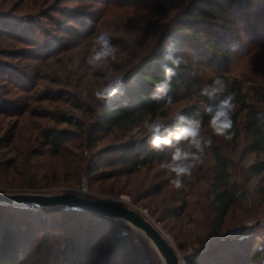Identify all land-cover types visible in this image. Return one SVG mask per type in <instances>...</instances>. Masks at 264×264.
Returning a JSON list of instances; mask_svg holds the SVG:
<instances>
[{"label":"trees","instance_id":"obj_1","mask_svg":"<svg viewBox=\"0 0 264 264\" xmlns=\"http://www.w3.org/2000/svg\"><path fill=\"white\" fill-rule=\"evenodd\" d=\"M153 1L37 0L25 13L16 12V8L0 11V40L8 43L1 47L5 50H0V55L17 61L14 64L0 58V117H14L11 124L2 128L5 134L0 140L5 138L6 142H0V148L10 145L13 149L17 138L22 140L19 134L16 138L19 123L31 122L33 133V147L31 144L24 158L19 153L0 159V171L19 169L20 157L31 176L19 180L16 186L30 188L53 184L43 183L39 177L44 175L66 173V179L72 182L84 170L88 184L93 186V181L146 171L153 184L141 197L131 192L132 202L141 204L154 195L152 207L146 202L144 205L152 217L170 230L167 219L189 211L190 195L182 188L177 193L170 179L165 184L159 180L161 165L170 159L172 149L154 151L147 142L143 122L160 118L171 127L174 113L182 112L201 119L202 132L212 141L203 152L212 159L203 207L207 217L205 231L197 238L194 251L185 255L186 262L264 264V238L258 246L255 235L226 233L230 214L244 198L233 177L231 148L227 147L237 150L240 146L242 155H253L244 168L247 179L264 176V119L260 118L264 115V84L229 74L237 53L246 55L264 47V0H166L156 8L166 16L162 22L154 23L152 33L156 38L147 52L132 50L125 59L124 55L118 56V67L111 69L105 64L95 72L84 58L88 53L81 58L85 60L82 65L55 66L61 60L59 55L72 48L76 40H85L90 48L96 36L99 7L128 2L145 6ZM248 15L253 16L252 21ZM172 39L179 42L178 54L184 56L186 63L173 78V103L162 111V104L152 100L150 94L163 76L160 54ZM21 59L33 64H27L29 71L20 67ZM114 60H109V64ZM206 69L214 71V78L220 76L228 85L226 94L234 96L232 127L224 136L216 135L209 127L204 106L210 102L199 95L200 89L212 82L206 79ZM109 71L115 72L113 77H124V95L100 100L95 92L103 87V77ZM81 86L85 92L82 96L78 90ZM68 89L78 91L72 94ZM62 100L68 101L76 112L67 114L59 104ZM36 118H46L53 124H43ZM60 124L66 126L59 127ZM69 143L80 152L74 154ZM70 154L81 159L75 162L73 173L66 169ZM35 155L56 159L50 172H42L44 159H29ZM202 170L198 164L190 176L183 178V183L192 187ZM121 227L130 229L117 218L85 210L0 201V264H26L35 259L36 264H131L132 256L136 257L132 264H160L150 247L139 251L132 245ZM177 247L183 249L180 244Z\"/></svg>","mask_w":264,"mask_h":264},{"label":"rangeland","instance_id":"obj_2","mask_svg":"<svg viewBox=\"0 0 264 264\" xmlns=\"http://www.w3.org/2000/svg\"><path fill=\"white\" fill-rule=\"evenodd\" d=\"M36 1L37 0H0V11L5 12L7 9L16 8V12L21 11V13H25L28 7L29 8L27 10L32 9L31 4H33L34 6V2ZM163 1L166 0H154L153 2L148 3L145 6H135L129 2L127 4L125 2L126 5L106 4L99 7L101 13L98 16L99 21H97V28L95 30L96 35L102 31L108 32L112 39V43L117 50L116 52H118L115 56V62L109 64L108 61L106 63V67L108 66V68L111 69L113 67H118L117 64L118 62H120L118 56L122 57L124 55L125 59L126 57L130 56V51L132 50H136L139 53L142 51L147 52V50L151 47L156 38V35L152 33L154 23L157 24L156 22H162L166 16V14L159 13L156 10L159 4H162ZM169 13H171V11ZM247 18L248 20L252 21L253 16L248 15ZM0 43V50H2L3 52L5 49H1V47H5L8 43L3 44L6 43L3 41V39L0 40ZM72 46V48L67 49L64 53L59 55L62 57L61 60L57 61L58 65H55L57 68H59V65L65 64L70 66V63H73L72 65H74V63L75 65H82L84 64L85 60L87 61V57H84V62L83 59L81 60V58L85 54L87 55L89 49L88 45H86L85 43V40H76ZM126 49L128 51H124ZM0 58L9 60L14 64L17 62H15L14 59H11L13 60L11 61L8 57H5L4 55H0ZM24 64L27 65L30 63L29 61H23L22 59L20 60V67H24L23 69L27 71H29L30 65H33H27V68H25L26 66H23ZM47 70L49 69L47 68ZM111 73L114 74L115 72ZM206 73H208V75L206 76L207 80L214 78V71H212L211 69H206ZM229 74L245 78L247 81L251 79L255 82H260L264 84V47L256 48L246 55L242 53H237L236 56H234L233 58L232 67ZM78 90L82 91L83 87L81 86ZM78 90L75 89L69 91L74 94L77 93L76 91ZM84 94L85 92L82 91V93L79 95L82 96ZM59 104H62L61 108H64V110L66 109L65 111L67 114H72L76 112L73 108H71V106H69L68 101L65 102L62 100ZM34 120L40 121L41 123L47 125L53 124L52 121H48L46 118H36ZM13 121L14 117H8L4 119H1L0 117V136H4L5 134V129L2 130V128L7 127L8 124H11V122ZM22 121H25V119H23ZM58 126L64 127L66 125L60 124ZM31 131V122H29L28 125H20L19 123L16 138L19 134L22 140L17 138L16 144H13V149L10 147V145H3L4 147L0 148V159L7 158L9 155L11 156L19 153L23 159L25 153H27V150L32 144L31 136L33 135V133ZM4 141L5 138L0 140L2 144H4ZM70 144H72L71 147H73L74 154L75 151L80 152L79 149H76L74 147L73 143H69V145ZM14 147L16 148L14 149ZM227 148H231V170L233 172V177L237 180L238 184L240 185L241 191L244 193V198L237 203V206L230 214L228 218V230L226 231V233L232 235L239 234V236L242 237L248 234L255 235L257 238V244L259 246L261 244L262 239L264 238V176L250 180L247 179V177L245 176L244 168L249 162H251L253 155H242L240 146L239 148H237V150L233 149L232 146H228ZM40 158L45 160L42 172L47 174L51 171V168L54 166L53 162L56 159L53 157L46 158L45 155H35L33 157H30L29 159L34 162V160ZM79 160L81 159H79L77 155H68L66 163L69 164L66 169L72 170L73 173L75 162ZM19 162H21V166H19V169H16L15 171L10 170L6 173L0 171V189H3L5 191H40L43 193L74 192L83 197L93 199H117L130 207H137L141 211H143L147 215V217L153 220L160 227V229L165 233V235L168 237V239L174 245L177 251L183 256H188L194 251V248L197 246L196 244L198 243L197 238L201 236L205 231L204 226L206 225L207 217L205 215V208L203 207H205V195L207 194L206 188L209 173L208 168L211 166L212 163L211 156L207 152L203 153L201 163H199V165L203 167V170L200 173V176H197L198 180H194L192 187H190L189 184L183 183L184 186L182 187V189L190 195L189 211L185 215L177 218L174 216H169V219H167L166 223L171 228L170 230L165 229L160 221L152 217V215H150L148 207L144 205L146 202L149 204V206L151 205L152 207V202L155 199L154 195H150L148 198H145L142 201L143 203L141 204H136L132 202V193L135 196L141 197L143 196L146 189L153 184L154 180H152L151 175L146 173V171H143L145 173L140 175H124L121 176L119 179L93 181V186H90L88 184V178L86 177L84 170H82L81 173L78 175V179H72V182H70L69 179H66V173L65 175L63 174L64 176H62V174L59 176L56 175L57 177L52 175H44L43 178L39 177L40 180L43 183L46 182V184H48L49 181H53V184L49 183L48 186L42 188H30L16 186L18 185L19 180L29 178L31 176V173L27 169L26 163H22L20 157ZM162 172V176L159 180H161V182L165 184L164 181L171 179V176L165 169H162ZM70 174L71 173H69V177ZM169 187L170 185H168L165 190L167 191ZM180 189H176L174 187V190L177 191V193ZM152 190L153 188L151 189V191ZM122 196H126L127 198L124 199L122 198ZM47 222V224H49V221ZM120 222L125 223L122 220H120ZM127 226L129 225L127 224ZM129 228L130 229L121 227V230L129 235L131 239V244L136 246L139 251L144 246L150 247L156 254L160 264H163L157 251L152 246V244L143 236V234L131 226H129ZM237 228L241 229L239 233L234 232V230ZM178 244L183 247L182 250L177 247ZM141 254L142 252L139 253V257L142 256ZM131 258L132 263H136V257L132 256ZM35 260H28L26 264H36ZM180 264L188 263L185 260V262H180Z\"/></svg>","mask_w":264,"mask_h":264},{"label":"clouds","instance_id":"obj_3","mask_svg":"<svg viewBox=\"0 0 264 264\" xmlns=\"http://www.w3.org/2000/svg\"><path fill=\"white\" fill-rule=\"evenodd\" d=\"M178 41L169 40L160 54L161 69L163 72L153 87L151 99L162 104V111L173 103L170 92L173 88V78L183 63L184 56L178 54ZM116 48L108 32H100L92 40L88 49L87 65L95 72L102 68L110 59L114 60ZM103 87L95 92L98 99H108L114 96H123L125 81L123 76L113 77L107 72ZM228 90L227 83L216 76L212 82L200 89L199 95L210 103L204 106L208 116L209 127L216 135L224 136L232 127L231 116L235 111L234 96ZM175 123L168 127L160 118L149 119L143 122L145 135L150 147L157 152L172 149L170 159L163 162L161 167L171 176L170 183L176 189L182 188L183 178L190 176L192 170L201 163L205 147L211 146V137L202 132V121L199 118L185 115L182 112L174 113ZM264 119V115L260 117ZM139 129H137L138 131ZM183 143V146L181 144Z\"/></svg>","mask_w":264,"mask_h":264},{"label":"water","instance_id":"obj_4","mask_svg":"<svg viewBox=\"0 0 264 264\" xmlns=\"http://www.w3.org/2000/svg\"><path fill=\"white\" fill-rule=\"evenodd\" d=\"M0 201L29 203L35 206H65L117 218L141 232L155 248L163 264H180L186 259L177 251L160 227L143 211L137 207H130L117 199H93L74 192L43 193L0 189Z\"/></svg>","mask_w":264,"mask_h":264},{"label":"built area","instance_id":"obj_5","mask_svg":"<svg viewBox=\"0 0 264 264\" xmlns=\"http://www.w3.org/2000/svg\"><path fill=\"white\" fill-rule=\"evenodd\" d=\"M241 231V229L237 228L234 230L235 233H239Z\"/></svg>","mask_w":264,"mask_h":264},{"label":"bare ground","instance_id":"obj_6","mask_svg":"<svg viewBox=\"0 0 264 264\" xmlns=\"http://www.w3.org/2000/svg\"><path fill=\"white\" fill-rule=\"evenodd\" d=\"M122 198L126 199L127 197L126 196H122Z\"/></svg>","mask_w":264,"mask_h":264}]
</instances>
